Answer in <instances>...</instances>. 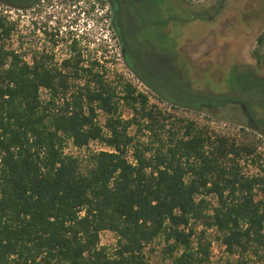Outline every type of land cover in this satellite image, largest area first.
I'll return each mask as SVG.
<instances>
[{
  "label": "trees",
  "instance_id": "16d2710c",
  "mask_svg": "<svg viewBox=\"0 0 264 264\" xmlns=\"http://www.w3.org/2000/svg\"><path fill=\"white\" fill-rule=\"evenodd\" d=\"M64 1L95 9L92 0ZM15 27L0 12V264H152L145 248L156 238L160 264H210L209 230L233 264H264V163L253 174L241 164L256 155L260 139L231 138L191 119L166 127L146 93L129 82L116 89L102 70L80 64L82 30L67 29L73 57L52 64L6 48ZM122 47L131 71L179 106L136 71ZM250 55L264 71V30ZM236 74L229 91L184 104L200 110L237 102L239 84L264 90L255 70ZM121 100L129 118L118 113ZM92 140L107 148L82 158L65 151L69 142L82 150ZM102 230L116 236L111 250L100 244Z\"/></svg>",
  "mask_w": 264,
  "mask_h": 264
},
{
  "label": "rangeland",
  "instance_id": "374dc122",
  "mask_svg": "<svg viewBox=\"0 0 264 264\" xmlns=\"http://www.w3.org/2000/svg\"><path fill=\"white\" fill-rule=\"evenodd\" d=\"M4 1L0 0V7L7 10L8 20L16 22L15 30L4 38V45L22 52L25 60L44 57L49 63L60 64L72 58L73 37L67 25L75 21L73 28L83 32L76 39L81 65L102 70L104 78L113 82L116 89L129 82L146 93L148 104L156 105L165 117L166 127L178 129L181 119L183 122L191 119L209 131L231 138L247 135L260 139L262 143L256 155L241 161L242 170L253 174L264 163V103L261 102L264 90L253 86L241 90L244 85L239 84L232 90L239 98L237 102L223 106L205 103L200 110L184 104L187 100L199 105L204 100L200 95L225 93L229 91L227 81L236 80V72L257 69L250 52L256 36L264 30V0H136L118 8L117 28L112 23L107 2L92 0L95 9L87 12L88 7L82 1L69 6L64 0H44L35 7L33 0ZM70 9L73 12L69 13ZM122 44L128 62L136 71L167 95L177 97L179 106L174 108L168 101L160 100L154 87H149L131 71L124 59ZM46 55L52 57L48 59ZM256 72L264 79L263 71ZM46 95L41 90V96ZM118 113L122 118L132 114L122 100L118 103ZM96 119L100 125L104 124L105 114L99 109ZM67 146L68 152L82 158L96 145L91 143L82 150L69 143ZM208 232L210 264H233L235 256L228 257L214 230ZM99 239L101 245L111 250L116 236L111 230H102ZM162 244V239L156 238L146 246L152 264L163 261Z\"/></svg>",
  "mask_w": 264,
  "mask_h": 264
},
{
  "label": "flooded vegetation",
  "instance_id": "af4514ba",
  "mask_svg": "<svg viewBox=\"0 0 264 264\" xmlns=\"http://www.w3.org/2000/svg\"><path fill=\"white\" fill-rule=\"evenodd\" d=\"M98 1H102V2H107V3H109V5H110V11H111V13H112V17H111V19H112V23H113V25H115V27H116V23H115V18L117 17V14H118V12L119 11H117L118 10V8H120L121 6H126V4H128L129 2H135L136 0H98ZM40 2H44V0H33V5H34V7H35V5H39V3ZM117 28V27H116ZM52 33H49V35H51ZM53 35H56V34H53ZM257 67V66H256ZM256 71H262V70H260V69H258V67H257V69H255V72ZM264 72V71H263ZM257 73V72H256Z\"/></svg>",
  "mask_w": 264,
  "mask_h": 264
},
{
  "label": "built area",
  "instance_id": "2783aa9c",
  "mask_svg": "<svg viewBox=\"0 0 264 264\" xmlns=\"http://www.w3.org/2000/svg\"><path fill=\"white\" fill-rule=\"evenodd\" d=\"M7 7V6H6ZM0 12L2 13V14H6L7 13V10H5V9H2L1 7H0ZM7 15V14H6ZM8 18V17H7ZM12 21V20H11ZM41 90H45V89H40V94H41ZM46 91V90H45ZM47 92V91H46ZM43 97V96H42ZM46 97H47V95H46ZM46 97H43V98H46ZM103 126V125H102ZM106 130V129H105ZM97 141L98 140H92V141H90L89 142V144L88 145H91V143H94L96 146H95V148H93L92 150H94V151H97V150H100V149H106L107 147L105 146V145H103L102 143H101V145H98V143H97ZM98 145V146H97ZM69 146H73L70 142H69ZM73 147H75V146H73ZM68 146H66L65 147V151L66 152H68ZM84 148V147H83ZM75 149H77L76 147H75ZM79 150V149H78ZM128 157L130 158V160H132V158H131V155L129 154L128 155Z\"/></svg>",
  "mask_w": 264,
  "mask_h": 264
},
{
  "label": "clouds",
  "instance_id": "9594fccd",
  "mask_svg": "<svg viewBox=\"0 0 264 264\" xmlns=\"http://www.w3.org/2000/svg\"><path fill=\"white\" fill-rule=\"evenodd\" d=\"M70 26L73 28V25H69L68 28H69ZM71 27H70V28H71Z\"/></svg>",
  "mask_w": 264,
  "mask_h": 264
}]
</instances>
